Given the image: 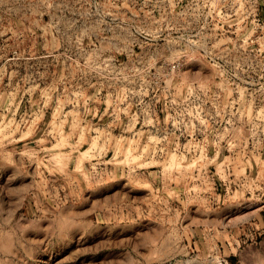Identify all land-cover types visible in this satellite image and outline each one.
Here are the masks:
<instances>
[{
  "label": "rangeland",
  "instance_id": "1",
  "mask_svg": "<svg viewBox=\"0 0 264 264\" xmlns=\"http://www.w3.org/2000/svg\"><path fill=\"white\" fill-rule=\"evenodd\" d=\"M0 264H264V0H0Z\"/></svg>",
  "mask_w": 264,
  "mask_h": 264
},
{
  "label": "bare ground",
  "instance_id": "2",
  "mask_svg": "<svg viewBox=\"0 0 264 264\" xmlns=\"http://www.w3.org/2000/svg\"><path fill=\"white\" fill-rule=\"evenodd\" d=\"M85 155V154H84ZM170 233V232H169ZM165 245V244H164ZM166 247V246H165ZM220 263V262H219Z\"/></svg>",
  "mask_w": 264,
  "mask_h": 264
}]
</instances>
